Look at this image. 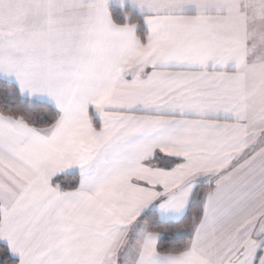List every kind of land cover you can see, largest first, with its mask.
I'll return each instance as SVG.
<instances>
[{
  "label": "snow or ice",
  "instance_id": "6c2138e0",
  "mask_svg": "<svg viewBox=\"0 0 264 264\" xmlns=\"http://www.w3.org/2000/svg\"><path fill=\"white\" fill-rule=\"evenodd\" d=\"M0 264H264V0H0Z\"/></svg>",
  "mask_w": 264,
  "mask_h": 264
},
{
  "label": "trees",
  "instance_id": "16d2710c",
  "mask_svg": "<svg viewBox=\"0 0 264 264\" xmlns=\"http://www.w3.org/2000/svg\"><path fill=\"white\" fill-rule=\"evenodd\" d=\"M114 7H117L118 8V6H114Z\"/></svg>",
  "mask_w": 264,
  "mask_h": 264
}]
</instances>
